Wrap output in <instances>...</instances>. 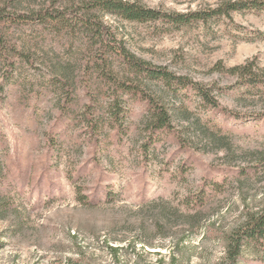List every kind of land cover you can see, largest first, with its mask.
I'll return each instance as SVG.
<instances>
[{
	"label": "rangeland",
	"instance_id": "rangeland-1",
	"mask_svg": "<svg viewBox=\"0 0 264 264\" xmlns=\"http://www.w3.org/2000/svg\"><path fill=\"white\" fill-rule=\"evenodd\" d=\"M89 1L0 0V264H264L262 242L229 253L264 205V93L230 71L256 64L264 80V0L188 23L87 22ZM135 1L189 14L229 0ZM44 6L66 15L14 18ZM96 20L217 103L147 78Z\"/></svg>",
	"mask_w": 264,
	"mask_h": 264
},
{
	"label": "trees",
	"instance_id": "trees-1",
	"mask_svg": "<svg viewBox=\"0 0 264 264\" xmlns=\"http://www.w3.org/2000/svg\"><path fill=\"white\" fill-rule=\"evenodd\" d=\"M226 3H228L226 5V7H228L224 10L223 8L225 7V4H219L209 11H194L189 14H182L165 12L161 9L149 7L135 0H90L83 7L90 15H82V19H85L87 22H93L96 17L94 11L102 10L111 15L135 22H146L166 18L174 23H188L193 20L206 21V19L215 15H229L230 10H236L242 7L239 6V1L237 0H229ZM254 7H257V4H254ZM7 13H9L7 10V4L4 6L0 5V22H3L7 15H10ZM64 15H66L64 10H54L51 6H44L30 11L14 12V18L22 21H43L47 18L64 17ZM94 28L97 31L100 38L99 41L103 46L116 47L129 64L140 71H145L147 78L163 81L168 85H171L172 83H176L182 87L185 85H191L192 88L203 95V100L206 103L213 105L217 103L215 97L211 95V91L208 89L204 90L198 82L189 81L185 76L177 75L165 66L153 65L151 62L139 58L130 52L122 42L117 40L116 36L111 32V29L104 21L96 20ZM230 71L237 75L241 84L251 87H259L264 93L262 71L256 67V64L248 63L234 66ZM156 123L160 128L170 129L171 119L167 109L163 108L161 112L157 114ZM247 241L257 243L262 242L264 244V205L257 211L249 212L245 222L231 236L229 253L234 261H236V257H238L242 245Z\"/></svg>",
	"mask_w": 264,
	"mask_h": 264
}]
</instances>
